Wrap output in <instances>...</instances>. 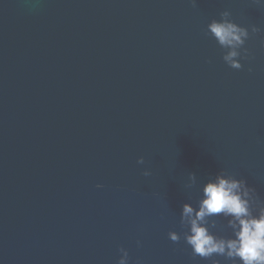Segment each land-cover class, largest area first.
Masks as SVG:
<instances>
[{"label": "water", "instance_id": "95a60500", "mask_svg": "<svg viewBox=\"0 0 264 264\" xmlns=\"http://www.w3.org/2000/svg\"><path fill=\"white\" fill-rule=\"evenodd\" d=\"M261 39L254 0H0V264H231L192 254L181 213L217 174L264 207Z\"/></svg>", "mask_w": 264, "mask_h": 264}, {"label": "clouds", "instance_id": "9594fccd", "mask_svg": "<svg viewBox=\"0 0 264 264\" xmlns=\"http://www.w3.org/2000/svg\"><path fill=\"white\" fill-rule=\"evenodd\" d=\"M254 2L264 6V0ZM229 15L227 10L222 13L224 17ZM208 29L221 46L229 49L223 60L231 68L240 69L242 65L234 57L240 56L236 49L243 45L248 37L246 29L228 19L213 20L208 24ZM254 31L259 32L260 29L255 28ZM260 46L264 48V39H261ZM137 163L144 164L143 157H138ZM143 174L147 176L149 173L144 171ZM96 187L102 185L98 184ZM250 191L254 189H251L243 178L217 174L214 179L204 184L198 208L194 209L189 204L183 205L181 218L187 225L183 239L190 246L194 256L205 259L214 255L222 256L231 264H264V207L259 209L258 215L252 213L247 198ZM221 214L231 217L228 225L232 229V235L229 237L214 234L205 224L206 217ZM167 235L173 242L181 238V234L176 231H169ZM119 252L121 254L117 264H128L127 249L120 248ZM212 264H218V261L213 259Z\"/></svg>", "mask_w": 264, "mask_h": 264}]
</instances>
